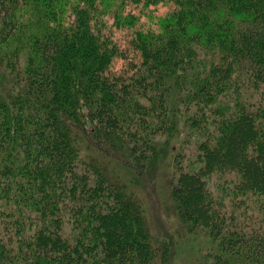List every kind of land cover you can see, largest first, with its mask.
Masks as SVG:
<instances>
[{
  "label": "trees",
  "instance_id": "16d2710c",
  "mask_svg": "<svg viewBox=\"0 0 264 264\" xmlns=\"http://www.w3.org/2000/svg\"><path fill=\"white\" fill-rule=\"evenodd\" d=\"M168 152L206 263L264 264V0H0V264H157Z\"/></svg>",
  "mask_w": 264,
  "mask_h": 264
},
{
  "label": "rangeland",
  "instance_id": "374dc122",
  "mask_svg": "<svg viewBox=\"0 0 264 264\" xmlns=\"http://www.w3.org/2000/svg\"><path fill=\"white\" fill-rule=\"evenodd\" d=\"M167 7L168 6L161 5L157 10L163 13L168 9ZM142 18L148 21L144 16ZM123 40L124 39H122L121 42ZM122 61L123 60L120 58L115 60V69L118 70L121 68ZM182 131L183 132L180 134L181 139L177 137L173 138L174 142L181 143L177 147H173V150L176 152L181 149L186 155L190 154L194 156V146H192V143H183V133L186 132V130L183 128ZM185 137L187 139L190 136L184 135V138ZM159 140L164 141V138H159L157 141ZM170 148H172V145ZM170 152L167 153L163 163L158 166L156 175H153L154 178L151 176L154 180L149 181L148 178L144 180L143 177L142 184L135 187L145 198L148 214L147 222L154 235L155 243L160 247L156 262L157 264H207L206 254L210 251V244L212 242L207 232L203 228L195 229L191 228L190 224L183 223L174 206L171 195L173 157L171 156L172 154L170 155ZM98 157L103 161L108 160L107 157H101L100 155H98ZM120 165L121 164L116 162L115 158L111 160L108 164L111 174L120 179L130 178L129 175H123V166L121 165V167ZM235 177V175H231L230 173H225V175H210L208 185L210 189L215 192L217 191L218 185L231 184ZM225 194L227 196L228 192ZM249 212L251 214L248 219L249 226H251L254 221L264 225V211L253 207ZM168 240L170 241V252L169 247H166ZM163 247H166V253L164 252L165 260L160 259ZM168 255L170 256L169 259Z\"/></svg>",
  "mask_w": 264,
  "mask_h": 264
}]
</instances>
